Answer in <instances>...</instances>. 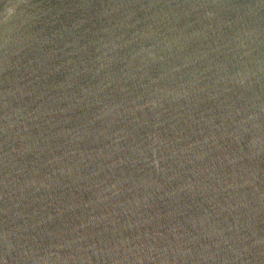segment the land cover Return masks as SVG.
<instances>
[{
	"label": "water",
	"instance_id": "95a60500",
	"mask_svg": "<svg viewBox=\"0 0 264 264\" xmlns=\"http://www.w3.org/2000/svg\"><path fill=\"white\" fill-rule=\"evenodd\" d=\"M0 264H264V0H0Z\"/></svg>",
	"mask_w": 264,
	"mask_h": 264
}]
</instances>
